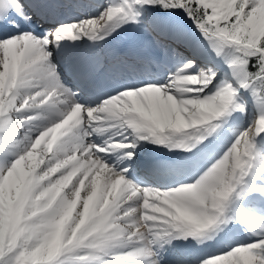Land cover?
I'll use <instances>...</instances> for the list:
<instances>
[{"label":"snow or ice","instance_id":"1","mask_svg":"<svg viewBox=\"0 0 264 264\" xmlns=\"http://www.w3.org/2000/svg\"><path fill=\"white\" fill-rule=\"evenodd\" d=\"M0 264H264V0H0Z\"/></svg>","mask_w":264,"mask_h":264},{"label":"bare ground","instance_id":"2","mask_svg":"<svg viewBox=\"0 0 264 264\" xmlns=\"http://www.w3.org/2000/svg\"><path fill=\"white\" fill-rule=\"evenodd\" d=\"M127 36L128 40H131L133 36L129 35L127 32L125 34ZM123 34L114 41V44L116 46H124L127 42L124 43V39L122 38ZM232 132H225L219 135L217 138V142L213 141V147L219 146L221 144H224L226 141H228L231 137ZM98 140L100 138H97ZM143 145L138 148L140 159L137 161L136 165L133 166L134 168V175L133 178L136 179L138 182L141 183H150L154 186H159L164 183H175L179 181L187 182V180L190 178L188 175L189 170H177L174 173L166 174L163 179L160 178H152L146 175L145 168H144V162L146 160L152 159V160H161V161H175L180 159L178 155H175L173 152H169L167 149L162 147L154 146L152 149H148ZM161 150L164 151L166 154V158L160 157L159 153H161ZM231 227V226H230ZM246 234L242 230V226H238V230H233L231 232H228L227 236L225 238H229V240L233 239H244ZM177 244H184L183 241H176Z\"/></svg>","mask_w":264,"mask_h":264},{"label":"rangeland","instance_id":"3","mask_svg":"<svg viewBox=\"0 0 264 264\" xmlns=\"http://www.w3.org/2000/svg\"><path fill=\"white\" fill-rule=\"evenodd\" d=\"M127 32H125V33H123V39H124V43L125 42H129L130 40H128L127 39V36L125 35ZM128 33H129V35H131V36H133V33L131 32V30L130 31H128ZM126 43V44H127ZM126 44H124V45H126ZM239 123H241V121L240 120H238V119H236V118H234L227 126H225V128L221 131V133L220 134H222V133H225V132H232V130L236 127V125L237 124H239ZM244 126H246V121H245V124H244ZM214 141H216L217 142V139H215ZM143 144H141L139 147H141ZM189 180H190V178L187 180V182H189ZM184 181H179V182H175V183H164L163 185H171V186H175L176 184H178V183H183ZM162 185V184H161ZM161 185H159V186H161ZM159 186H157V187H159ZM226 239H229V238H226Z\"/></svg>","mask_w":264,"mask_h":264}]
</instances>
